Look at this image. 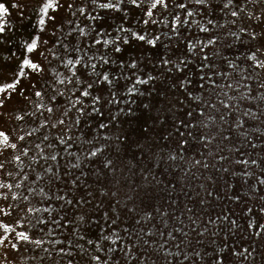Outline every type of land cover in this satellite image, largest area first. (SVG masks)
<instances>
[{
  "label": "rangeland",
  "instance_id": "obj_1",
  "mask_svg": "<svg viewBox=\"0 0 264 264\" xmlns=\"http://www.w3.org/2000/svg\"><path fill=\"white\" fill-rule=\"evenodd\" d=\"M0 4V264H264V0Z\"/></svg>",
  "mask_w": 264,
  "mask_h": 264
},
{
  "label": "snow or ice",
  "instance_id": "obj_2",
  "mask_svg": "<svg viewBox=\"0 0 264 264\" xmlns=\"http://www.w3.org/2000/svg\"><path fill=\"white\" fill-rule=\"evenodd\" d=\"M157 2H160V0H157ZM48 7H51V5L49 4L48 5ZM47 9H45V11H46ZM7 11V9L4 7V5H2V4H0V15H2L3 13H5ZM41 23H43V20H41ZM3 29L2 28H0V31H2ZM141 39H143V37H140ZM35 43H33L31 46H30V48H29V50H31L32 48H35ZM26 63H27V61H26ZM32 67H36L35 65H32ZM85 95H87V93H85ZM24 239H27V237H23Z\"/></svg>",
  "mask_w": 264,
  "mask_h": 264
},
{
  "label": "flooded vegetation",
  "instance_id": "obj_3",
  "mask_svg": "<svg viewBox=\"0 0 264 264\" xmlns=\"http://www.w3.org/2000/svg\"><path fill=\"white\" fill-rule=\"evenodd\" d=\"M239 42H240V46H239V48L241 49V50H245L246 49V44H245V36H243L241 39H239ZM222 73H219V75H221ZM201 76H204L203 74L201 75Z\"/></svg>",
  "mask_w": 264,
  "mask_h": 264
},
{
  "label": "trees",
  "instance_id": "obj_4",
  "mask_svg": "<svg viewBox=\"0 0 264 264\" xmlns=\"http://www.w3.org/2000/svg\"><path fill=\"white\" fill-rule=\"evenodd\" d=\"M258 237H260V234L258 235ZM257 244H258V243H257V240H256V243H255L254 249H255V247L257 246Z\"/></svg>",
  "mask_w": 264,
  "mask_h": 264
}]
</instances>
